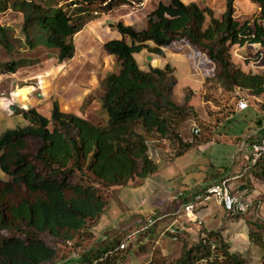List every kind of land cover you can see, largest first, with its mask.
<instances>
[{"label": "trees", "instance_id": "obj_1", "mask_svg": "<svg viewBox=\"0 0 264 264\" xmlns=\"http://www.w3.org/2000/svg\"><path fill=\"white\" fill-rule=\"evenodd\" d=\"M63 1L0 0V14L8 9L19 13L28 48L52 50L62 63L73 57L75 37L94 19L93 12L106 13L129 0ZM253 1L264 13V0ZM225 4L220 19L209 7L166 0L159 1L147 14L143 28L122 21L111 23L122 38L103 44L115 61V69L99 81L102 93L97 101L104 116L102 122L64 112L57 101L51 102L49 115L36 108H15L28 123L0 134V264H65L81 251V264H122L124 253L142 244V238L164 223L165 232L171 235L167 229L174 218L165 219L167 216L155 212L153 224L144 223L143 217L135 221L129 218L126 225L117 226L118 231H103L97 247L89 249L96 239L92 228L111 205L106 189L120 190L157 171L147 154L149 139H177V157L194 143L207 142L202 133L207 127L194 132L192 141L185 142L179 135V121L192 107L173 100L177 85L174 68L166 65L142 69L134 54L148 49L163 55L172 42L187 40L215 64L225 91L239 87L254 96L264 94V71L255 74L237 69L228 53L234 45H264V27L236 19L234 0H225ZM12 35L10 27L0 24V49L6 54L14 52ZM17 66L16 60L0 57V74H13ZM256 120L259 126L264 123V110ZM215 128L208 130L210 136ZM249 166L248 161L246 168ZM249 170L252 179L264 183V155ZM244 187L248 192L253 190L249 181ZM205 188L190 197H178L179 206ZM258 202L254 199L252 206ZM252 225L256 230L249 231L248 237L262 248L260 264H264V238L260 233L264 231V220L253 221ZM140 229L134 242L119 249L128 234ZM184 234L179 230L178 239ZM195 238V242L190 238V242L183 243L182 254L173 261L153 260L149 264H247L240 253L230 251L218 230L202 229Z\"/></svg>", "mask_w": 264, "mask_h": 264}, {"label": "rangeland", "instance_id": "obj_2", "mask_svg": "<svg viewBox=\"0 0 264 264\" xmlns=\"http://www.w3.org/2000/svg\"><path fill=\"white\" fill-rule=\"evenodd\" d=\"M65 1L69 2L70 0ZM159 1L166 0H142L139 3L129 0L126 5L118 9L117 13H114L113 18L122 17L124 18L122 21L125 24H132L136 28H141L140 22L142 18H145ZM183 1L185 3H188L187 1H194L200 8L207 7L205 5L206 2L202 0ZM63 3L61 2V4ZM219 4V1L215 2V9H222V7L218 6ZM256 7L255 12L249 14V11L247 12V16L236 19L240 21L248 20L251 24L257 22L264 27V13L258 4ZM96 12H93L94 18L102 16L101 11L98 10ZM222 14L220 16L214 14V17L220 19ZM208 22H210L209 17L206 18V23ZM22 23L23 20L19 13L7 10L5 13L0 14V24L8 26L13 30L14 45V52L12 54H6L0 49V57H2V60H16L18 65L14 75H0V97L9 95L10 92L8 93L7 89L12 85L16 86L23 78L41 77L45 72L52 70L53 66L58 63L56 53L52 50H46L40 46L34 49L28 48L21 30ZM95 35L93 33L91 35L86 34L82 39L78 38L77 41L75 39L77 51L76 53L74 52L75 55L71 59L60 63L58 82L56 83L57 78H55V82L52 79L54 84L52 86L51 80L48 81L49 75L43 79V83L40 79H36V84L33 83L35 87L33 91L36 92L38 90L40 95L33 93L32 97L34 96V98L24 102L20 101L18 104L19 110H22L21 108H37L35 107V103L38 102L37 105L41 112L49 115L52 106L50 102L57 101L60 109L64 112L68 113L70 110L69 106L71 105L74 108L73 110L81 117L88 118L94 122H102L104 116L102 112H99L100 107L97 103V98L102 93L99 81L107 72L115 69V61L108 54H105L102 41ZM178 43V46H189L187 40H180ZM191 48L194 54V62L192 63L194 74L192 78H195V80H189L186 85L181 84L177 89L175 87L173 96V100L176 103L192 107V109L188 110V114L180 119L178 132L185 142L192 141L194 132L199 133L200 128L206 129L207 127L206 131L203 130L202 132L207 142L194 143L193 145L195 146L191 147L189 151L176 157L175 155L179 151L177 139H149L147 154L157 165L158 172L156 171L152 174L153 181L157 182L152 184L148 182L146 183L147 187H145L141 186L143 180H137L131 182V186H125L121 190H118V188L106 189L105 196L111 197V205L102 214L98 226L92 228L94 238L96 239L89 249L97 247V242L103 239V231H110L113 228H115V231H118L120 228L117 226L123 227L126 225V219L131 218L135 221L137 220L136 218L143 217L144 223L149 224V219L154 216V210L157 208V198H161L163 194L161 189L157 191L149 189L160 187L159 185L162 182H165L166 187L171 190L170 193L174 192V194L181 195V197H190L199 186L201 188L206 187L209 182L211 183L215 179L228 176L238 177L230 181L231 187L235 185L242 186L243 190L241 191L247 193L248 191L244 186L249 181L254 189L253 184L257 182V179L251 178V170H245L248 160L244 156L250 150V143L259 134V130L257 129L259 125L256 119L262 115L264 110L261 107L264 105V94L254 96L249 91L240 89L239 92L247 96L249 107L244 111H238L236 106L237 98L235 96L236 89L233 92L225 91L217 78L215 64L198 48L193 46ZM144 50L149 52L148 49ZM228 53L235 68L241 69L246 73L255 74L264 71V45L251 42L245 43L242 46L234 45L230 47ZM144 56V54L137 56L140 68L145 67L146 59ZM49 84H51L50 92L54 94L55 98H51V95L45 96L47 105L44 106V103L39 99L43 98V94H48L47 88ZM19 90L21 93L17 92V95L21 97L24 93V87H20ZM8 97L11 98L10 95ZM187 97L189 98L186 99ZM87 98L90 100L86 101ZM196 114L197 116H195ZM27 123V120L22 115H7L0 119V134L8 129L24 126ZM214 125L217 130H213V134L210 136L209 131L212 130ZM0 176L3 177L1 170ZM162 178H164V181L159 182L158 180ZM248 193L250 194L252 191ZM123 194L125 196L122 197ZM121 198H128V203L124 202ZM139 199H141V204H139ZM254 199L251 198L252 201ZM166 204L164 203V206L160 207L169 208V205ZM210 204L215 203L211 201ZM116 210H118V213L120 212L119 216L116 217L118 220L113 222V225L108 226L118 214L115 212ZM255 210L254 206L250 207L245 214H240V217L243 218L240 220L229 216L227 219L230 221L224 224L227 229L224 231L225 237L223 240L229 245L230 251L240 253L247 264H260L262 254V248L248 237L249 231L256 230L252 225L253 221L261 220V218H258L261 215L260 211L257 213ZM137 223L138 221L134 222V224ZM100 224L108 226V228L105 227V230H103ZM166 224L164 223L162 227L159 226L152 235L144 239L142 238V244L135 245L128 252L124 253L122 264H149L153 260L160 262L163 259L173 261L182 254L183 243L190 242V237L186 239L188 235L191 236L193 234L196 237L200 230L206 229L199 224L192 225L190 226L192 229L186 230L184 236L174 241L171 239V235L165 232L164 227H166ZM260 233L264 238V231ZM83 253L84 251H81L80 254L75 255L73 259L67 261L65 264H81L78 262L80 255Z\"/></svg>", "mask_w": 264, "mask_h": 264}, {"label": "crops", "instance_id": "obj_3", "mask_svg": "<svg viewBox=\"0 0 264 264\" xmlns=\"http://www.w3.org/2000/svg\"><path fill=\"white\" fill-rule=\"evenodd\" d=\"M202 1L206 2L205 5L207 7L214 10V14H216V16H220L225 11V1L224 0H221V1L220 0H202ZM217 1L220 2V4L218 6L220 8L222 7L221 10L215 9L214 4ZM187 2L190 3L191 1H187ZM256 6H257V4L253 0H234V13H235L234 17L235 18L245 17V16H247V12L250 11L249 14L255 12L257 9ZM118 9H120V7L117 9H114V10H110L106 13L101 12L102 16L96 17L93 20H91L89 23L86 24L85 28L75 37L76 41L78 38L82 39L83 37H85L86 34L91 35L92 33H93V35L96 34L95 36H98V39H100L102 41V44H104L108 40L121 39L122 36L120 35V33L118 31H116L114 28L110 27L111 23L117 22L120 20L122 21L124 19L122 17L113 18L114 13L115 12L117 13L119 11ZM8 10L10 11V9H8ZM217 14H219V15H217ZM21 19H22V17H21ZM140 23H141L140 24L141 28L145 27L146 26V17L142 18ZM131 26L136 28L132 24H131ZM136 29H140V28H136ZM91 30H93V31H91ZM178 42L179 41H174L167 48H164V54L163 55H156V54L147 52L144 49L142 51H140L139 53L134 54V57L136 60H137V56H141L143 54L145 55L144 57L146 59L145 60V67L146 68L148 66L164 68L166 65H170L171 67H173L175 76L177 75L176 89L181 84L186 85L187 82H189V80H193V81L195 80V78H192V75L194 74L193 67H192L193 66L192 63L194 62V58H193L194 54L192 53L193 49L191 48L192 46L189 43H188L189 48L187 47V45L178 46L177 45V44H179ZM150 43L151 42H149L148 44L151 45ZM85 46H87V45H85ZM76 51H77V47L75 45V53H76ZM75 53H74V55H75ZM105 54H107V53L105 52ZM108 56L112 60H114L110 55H108ZM145 67H142V69H145ZM59 71H60V63L58 62L53 66L52 70L45 72L41 77H38V78H36V77H33V78L25 77V78H23V80H20V82H18L16 86H13V85L10 86L9 89H7V90H8V93L10 92L9 95L11 96V98L8 97L9 95H6L5 97H0V119L6 117L7 115L11 116L14 114H18L15 111V108L19 109L18 104L20 103V101L24 102V101H27L31 98H34V96L32 97V95H34L33 93H36V95L39 94L38 90H36V92L33 91V90H35L33 83L36 82V79L37 80L40 79L43 83L44 82L43 79L49 75L48 81L51 80L50 83L52 82L51 84L53 86L54 85L53 80L55 82V80H56L55 78H57L56 83L58 82V78H59L58 76H60ZM14 74L15 73H13L12 75H14ZM0 75H3V74H0ZM51 84H49V87L47 88L48 94L47 95L43 94L42 95L43 98L39 99L41 102L44 103V106L47 105V102H46L47 99L44 98L45 96L51 95V98H55L54 94L50 92ZM20 87H24V91H23L24 93L21 95V97H19V95H17V92L21 93V91L19 90ZM37 104H38V102L35 103V105H36L35 107H37L36 109L41 112V110L39 109ZM20 106H21V104H20ZM69 107H70V110L68 113H73V114L78 115V113L75 110H73L74 108L71 105ZM99 107H100V104H99ZM21 109H25V108H21ZM18 115H21V114L19 113ZM78 116H80V115H78ZM261 126H262V124L259 127H257V129L259 131H260ZM216 130L217 129L215 128V131ZM257 138L258 137H256V139ZM157 172H158V169H157ZM220 178H223V177H220ZM215 180H217V179H215ZM215 180H213V181H215ZM158 181L159 182L164 181V178H162L161 180H158ZM148 182H150V184H152V183H155L157 181H153V176L150 175L147 178L143 179V183H142V185L141 184L140 185L147 187L146 183H148ZM253 185H254V189L252 190V193H250L248 196L250 198H255L259 201L258 205L255 207L256 208L255 211L257 213H259V211H260L261 215L258 214L259 215L258 218H261L262 220H264V183H260L257 181ZM159 186L160 187H158L156 189L155 188L149 189V190L153 189V191H157L158 189H161V192L163 193L161 198H159V197L157 198V203H156L157 208L154 207V208H156L154 210V212L158 213V215L163 214V215L167 216L165 219L173 217L174 218L173 221L177 220V223L179 224L181 231L186 232V230L188 231V230L192 229L190 226L199 224L202 227L204 226L207 230H218L220 232L221 236L223 238L225 237L224 231L227 228H226V226H224V224L230 220L227 219L229 217V215L225 212V210L222 207L217 205L215 202H214L215 204H210V202H211L210 201L207 205L202 206L197 210L198 220L195 222H190V221H187L185 219V217H180L179 215H177V211L180 207L178 197H181V195L174 194V192L170 193L171 190L166 187L165 182H162V184ZM200 188H201L200 186H199V188H196L195 192ZM240 188H241V186H240ZM241 190H243V189L241 188ZM121 192H123V191H121ZM123 196H125V195L123 194L122 197ZM182 197H189V196H182ZM121 199H123L124 202L128 203V198H121ZM141 203H142L141 199H139V204H141ZM164 203H167L169 205V208L160 207L162 205L164 206ZM115 212L118 213V210H116ZM119 214H120V212L114 217L113 221L108 226L113 225V222H116V220H118L116 217L119 216ZM240 219H243V218H240ZM235 221H238V220H235ZM100 225H101V228H103V230H105L104 229L105 227L108 228V226H104L103 224H100ZM97 226H98V224H97ZM97 226H95L94 228H96ZM188 237H190L193 240L195 238L193 236V234L191 236L188 235Z\"/></svg>", "mask_w": 264, "mask_h": 264}, {"label": "built area", "instance_id": "obj_4", "mask_svg": "<svg viewBox=\"0 0 264 264\" xmlns=\"http://www.w3.org/2000/svg\"><path fill=\"white\" fill-rule=\"evenodd\" d=\"M241 88L237 87L235 96L237 98V110L244 111L249 107L248 98L246 95L241 94ZM264 155V123L262 124L258 138L250 143V150L245 155L246 160L249 161V167L255 165V163ZM247 167L245 170H248ZM237 176H228L220 178L219 180L213 181L206 186V188L194 195L193 199L187 203L182 204L177 215L185 217L187 221L195 222L198 220L197 210L207 205L210 201H214L217 205L222 207L229 216H235L245 214L252 206V200L241 191L239 185L234 187L230 186V181L237 179ZM155 222L154 218L149 219V225ZM143 229L136 230L128 234L124 240L121 241L119 249L124 250L128 245L134 242L138 234ZM171 233V239L174 241L178 240V233L180 230L177 220H175L167 229ZM215 248V245H212Z\"/></svg>", "mask_w": 264, "mask_h": 264}]
</instances>
